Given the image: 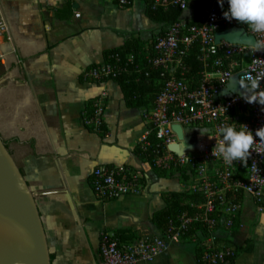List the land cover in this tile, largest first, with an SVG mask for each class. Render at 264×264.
<instances>
[{"label":"crops","instance_id":"1","mask_svg":"<svg viewBox=\"0 0 264 264\" xmlns=\"http://www.w3.org/2000/svg\"><path fill=\"white\" fill-rule=\"evenodd\" d=\"M0 6L9 29L0 39V138L35 199L51 264H104L103 232L161 235L152 215L165 207L163 193L182 192V181L159 177L135 154L148 127L145 108L127 107L115 80L83 77L128 35L148 39L158 32L145 3L120 8L116 0H0ZM103 93L105 137L83 121L88 102ZM209 136L208 128L184 127L179 148L200 155ZM120 164L145 171L143 193L97 198L93 170ZM218 237L238 246L250 239V250L234 264H264V211L250 195L242 197L237 229L220 230ZM138 264H198L197 246L171 244L155 260Z\"/></svg>","mask_w":264,"mask_h":264},{"label":"built area","instance_id":"2","mask_svg":"<svg viewBox=\"0 0 264 264\" xmlns=\"http://www.w3.org/2000/svg\"><path fill=\"white\" fill-rule=\"evenodd\" d=\"M136 0H116L120 8L132 6ZM193 0H152L154 8L167 10L170 7L186 10ZM229 9L228 0H211L200 26L185 21L169 26L163 35H157L152 50L145 58L150 68L156 71L160 89L154 107L147 113L148 127L140 141L145 152L144 164L153 170L164 172L181 182L183 191L200 192L202 204L196 205L194 214L180 213L170 220L165 232L159 236H143L123 243L114 234H101V257L104 264H138L140 261L155 260L171 244L190 241L202 248V264L230 262L235 252L217 246L220 230L232 231L240 220L242 200L250 195L257 208L264 211V140L256 137L254 149L247 163H226L222 156H214L217 139H222L218 129L233 126L237 131H252L264 127V105L246 102L245 90L239 81L245 74L264 76V49L257 50L256 43L264 42V32L256 33L247 24L235 19L228 20L224 13ZM77 17L80 14H76ZM244 27L249 43H216L215 34L231 27ZM9 36V29L0 6V39ZM254 40V42L252 41ZM198 45L197 59L202 65V77L198 81L186 77L185 58L191 47ZM113 62L91 66L83 74L84 80L105 82L115 80L127 70L128 64L140 70L132 55H118ZM5 54L0 51V62ZM237 80V81H236ZM238 86L235 93L231 84ZM264 90V79L260 89ZM103 93L95 101L92 115L83 114L85 125L98 131L104 124L106 110ZM175 125L208 128L214 136L203 146L200 155L190 154L179 148L180 139ZM154 134V140L151 135ZM184 174L187 179H184ZM145 171L133 169L127 164L96 167L90 178L95 196L101 200H115L122 196L141 195L145 190Z\"/></svg>","mask_w":264,"mask_h":264},{"label":"trees","instance_id":"3","mask_svg":"<svg viewBox=\"0 0 264 264\" xmlns=\"http://www.w3.org/2000/svg\"><path fill=\"white\" fill-rule=\"evenodd\" d=\"M145 3V14L155 24L159 25L158 32L154 33L148 39L141 38L138 34H130L126 37L123 46L104 51V63L109 64L113 62V56L118 55L123 62H126L125 57L132 55L135 64L140 65V70L135 69L134 65L128 64L125 73H122L115 81L121 88L123 98L127 107L129 108H145L147 113L154 107L157 93L160 89V85L157 82L158 76L156 71L151 69L148 59L145 58V54L148 50H152L154 40L157 35H163L169 26L182 22V15L184 10L176 7H170L167 10L161 8H154L152 0H142ZM211 0H193L189 8L193 12V17L189 20L188 24H194L200 26L206 15V10L210 6ZM130 7V6H129ZM198 45L194 44L188 56L185 58V64L187 66L186 77L190 80L198 81L202 77V65L197 59ZM95 66V65H94ZM95 101L88 102L86 107V114L92 115L95 110ZM91 129V128H90ZM92 130V129H91ZM94 131V130H92ZM102 137H105L108 133V129L105 124L101 125L99 130L96 131ZM151 139L154 140V134L151 135ZM145 152L138 145L135 149V154L140 157L141 160L145 158ZM159 177H171L164 172H158ZM184 179L187 176L184 174ZM163 199L165 201V207L152 215V222L161 230L165 232L167 226L173 218H176L182 212H188L194 214L197 210L194 208L198 204L204 202V197L200 192H190L189 190L179 192L172 191L163 193ZM242 200V196L239 201ZM239 222L236 223L233 230L237 229ZM232 230V231H233ZM115 236L123 243L133 242L139 239L135 232L131 230H123L116 233ZM250 239L246 241L244 246H238L228 239H219L217 246L230 248L235 252V256L231 258V263L234 264L235 260L242 253L250 250ZM202 248L197 246V260L198 264H202L200 261Z\"/></svg>","mask_w":264,"mask_h":264},{"label":"water","instance_id":"4","mask_svg":"<svg viewBox=\"0 0 264 264\" xmlns=\"http://www.w3.org/2000/svg\"><path fill=\"white\" fill-rule=\"evenodd\" d=\"M249 43L244 27H231L215 34L216 43ZM254 42V40H252ZM229 89L238 92L234 83ZM180 140L183 128L175 125ZM179 150V145L170 147ZM0 264H51L41 216L31 190L0 138Z\"/></svg>","mask_w":264,"mask_h":264},{"label":"clouds","instance_id":"5","mask_svg":"<svg viewBox=\"0 0 264 264\" xmlns=\"http://www.w3.org/2000/svg\"><path fill=\"white\" fill-rule=\"evenodd\" d=\"M229 9L224 13L228 20L235 19L241 24H247L253 32H264V0H228ZM223 8V0H220ZM257 50L264 49V42L256 43ZM264 76H252L245 74L239 81L240 88L245 90V100L248 103H259L264 105V90L260 89L261 80ZM206 133V130L202 129ZM222 139L218 140L213 150L214 156H222L226 163L240 161L247 163L256 137L264 140V127L257 129L255 136L252 131L244 129L237 131L233 126H222L218 129Z\"/></svg>","mask_w":264,"mask_h":264},{"label":"rangeland","instance_id":"6","mask_svg":"<svg viewBox=\"0 0 264 264\" xmlns=\"http://www.w3.org/2000/svg\"><path fill=\"white\" fill-rule=\"evenodd\" d=\"M141 8H142V6H141ZM192 15H193L192 10L190 8L189 9H186L184 11L181 19H182V21L190 20L191 17H193ZM152 27L156 28L157 26L154 24V25H152ZM209 131H210V133H213L210 129H209ZM173 182H175V181H173Z\"/></svg>","mask_w":264,"mask_h":264}]
</instances>
